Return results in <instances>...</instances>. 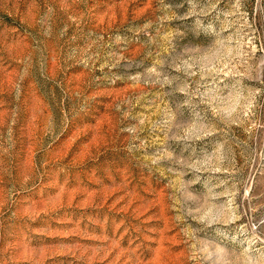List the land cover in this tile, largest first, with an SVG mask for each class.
Segmentation results:
<instances>
[{"label": "rangeland", "instance_id": "rangeland-1", "mask_svg": "<svg viewBox=\"0 0 264 264\" xmlns=\"http://www.w3.org/2000/svg\"><path fill=\"white\" fill-rule=\"evenodd\" d=\"M0 264H264V0H0Z\"/></svg>", "mask_w": 264, "mask_h": 264}]
</instances>
